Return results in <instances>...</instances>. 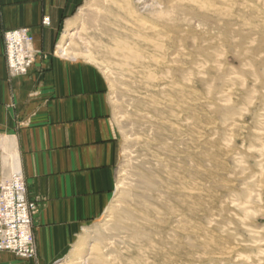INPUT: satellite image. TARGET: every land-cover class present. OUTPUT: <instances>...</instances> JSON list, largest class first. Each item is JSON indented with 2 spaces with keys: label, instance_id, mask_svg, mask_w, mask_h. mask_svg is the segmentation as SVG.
<instances>
[{
  "label": "rangeland",
  "instance_id": "obj_1",
  "mask_svg": "<svg viewBox=\"0 0 264 264\" xmlns=\"http://www.w3.org/2000/svg\"><path fill=\"white\" fill-rule=\"evenodd\" d=\"M137 1L81 0L56 44L105 77L120 144L81 264H264V0H147L171 41L155 81L114 47Z\"/></svg>",
  "mask_w": 264,
  "mask_h": 264
},
{
  "label": "crops",
  "instance_id": "obj_2",
  "mask_svg": "<svg viewBox=\"0 0 264 264\" xmlns=\"http://www.w3.org/2000/svg\"><path fill=\"white\" fill-rule=\"evenodd\" d=\"M80 2L0 0V175L20 169L37 203L34 257L0 250V264H81L83 234L113 198L120 144L106 79L56 54L66 17ZM22 27L37 54L26 74L12 75L4 33Z\"/></svg>",
  "mask_w": 264,
  "mask_h": 264
},
{
  "label": "built area",
  "instance_id": "obj_3",
  "mask_svg": "<svg viewBox=\"0 0 264 264\" xmlns=\"http://www.w3.org/2000/svg\"><path fill=\"white\" fill-rule=\"evenodd\" d=\"M44 24L49 23L44 18ZM5 56L12 75H24L36 58L34 37L27 27L4 33ZM37 203L28 198V188L20 169L0 175V250L20 258L34 257L33 215Z\"/></svg>",
  "mask_w": 264,
  "mask_h": 264
},
{
  "label": "bare ground",
  "instance_id": "obj_4",
  "mask_svg": "<svg viewBox=\"0 0 264 264\" xmlns=\"http://www.w3.org/2000/svg\"><path fill=\"white\" fill-rule=\"evenodd\" d=\"M137 3L140 5L139 11H136L137 14L132 17V20L126 22L125 28H120L123 30L120 31L125 32V36L127 37L120 36V39L116 42L114 47L116 50L124 53V55L121 56V67L122 71H124L122 74H126L133 79L134 76L138 74L145 77V79L148 78L149 80L155 81L157 80L158 72L162 73L161 71L163 70L164 72L172 71L170 70V66L164 62L166 56L170 52L168 49V43L171 42L169 38L170 36L168 33H165L167 30L163 32V29L148 22L144 16L141 17L144 13L143 11L147 9V0H138ZM163 13L164 12L160 14L161 17H163ZM75 34L76 32L72 30L68 32L66 36L73 37ZM130 40L135 41V44H139L141 46H138L140 50H138V48L134 49ZM60 48L61 54L66 55L67 47L60 46Z\"/></svg>",
  "mask_w": 264,
  "mask_h": 264
}]
</instances>
